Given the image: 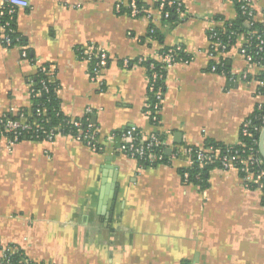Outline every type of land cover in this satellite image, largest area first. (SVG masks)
<instances>
[{"label": "crops", "instance_id": "1", "mask_svg": "<svg viewBox=\"0 0 264 264\" xmlns=\"http://www.w3.org/2000/svg\"><path fill=\"white\" fill-rule=\"evenodd\" d=\"M118 1L28 0L16 19L25 43L0 44V117L33 106L30 90L47 64L65 115L97 110L104 146L94 152L60 135L25 139L9 150L0 140V257L11 249L29 264H264L262 187H246L236 169L205 167V188L185 183L180 172L187 146L240 145L244 120L264 102L261 69L240 53L243 36L226 54L234 80L210 69L208 32L237 17L235 3L182 0L187 18L171 25L118 14ZM141 1L154 11L156 0ZM252 2L264 23V0ZM152 25L162 41L150 37ZM90 43L109 54L103 86L90 79L92 62L80 56ZM167 46L193 59L168 70L153 124L145 113L148 70L122 62L158 59ZM129 127L164 133L169 162L142 166L122 153L110 136Z\"/></svg>", "mask_w": 264, "mask_h": 264}, {"label": "built area", "instance_id": "2", "mask_svg": "<svg viewBox=\"0 0 264 264\" xmlns=\"http://www.w3.org/2000/svg\"><path fill=\"white\" fill-rule=\"evenodd\" d=\"M238 3H240L242 15L246 17L250 25H254L258 22L252 0H238ZM28 6V0H2L0 4V44L2 46L12 48L18 44H22L19 42L20 34L16 29V19L19 11ZM171 10L183 20L187 18L185 4L182 0H156L154 11L141 0H119L115 3L116 13H125L134 18L145 17L151 21L157 20L158 18H168ZM211 31L213 32L212 36H209L210 55L216 62L211 65L210 69L213 72H218L219 67L217 65L222 64L221 58H226L230 44L225 43L214 29H211ZM241 36L244 37V42L240 47V53L250 66L259 67L261 72L264 70V64L261 61L264 60V34H261L257 30H253ZM22 53L23 56L27 55L25 49L22 50ZM80 56L84 60L92 62L90 79L100 86H103V71L109 61V54L106 48L90 43L86 48L80 49ZM158 59L163 63V69L168 72L175 64L179 62L187 64L193 57L191 55L187 58L182 57L177 59L173 48H171L169 52L159 55ZM143 61L144 57L137 58L133 63L131 59L124 58L122 63L124 67H130L132 64H142ZM38 71L46 74L49 80H53L52 68L49 65H40ZM221 72V74L225 73L223 69H221ZM244 75L247 76V73H244ZM159 78L163 79L164 74L153 71L152 75H149L148 93L154 94L156 101L154 103H151L150 100L148 101L145 113L153 124H157L160 121V112L166 89L165 82L158 85L157 80ZM231 79L234 80V75ZM259 82L260 86L264 87V78ZM46 87L47 86H45V88ZM30 91L31 94L34 92V85ZM256 108L257 110H262V108H264V102L257 103ZM96 111L97 110L91 106L86 109V114L84 115L87 116L86 130L79 129L78 133H74L70 130L66 134H63L58 128L45 129L37 122V119L34 123L24 120H8L3 122L2 118L4 116H2L0 117V140L4 139L6 141V148L11 150L15 144L22 141L21 136L26 132L30 134L31 140H39L41 136H43V140L54 141L60 135H67L78 141L84 142L94 152H98L102 150L104 146L100 139L99 128L93 120ZM45 112V106L39 107L37 109V116H41ZM252 115L244 120L241 126V134L248 135L252 131L256 132L259 137L254 141V144L258 145V148L252 146L249 152H246L244 150L235 149L233 146H227L225 150H223L221 146H214L212 144L200 147L187 146L182 149V153L187 157L186 169L181 172L182 180L185 183L191 182L188 169L194 166L205 168L213 165L224 170L236 169L241 172L246 187L252 188L260 186L264 189V158L259 148L260 135L264 128V115ZM66 116L70 119L74 127H79L81 125L80 118ZM110 138L111 140L118 139L121 142V152L137 160L142 166H154L169 162V157L166 152V137L162 132H144L135 127H129L119 132L112 133ZM254 170L256 171V175ZM197 178H200V173L197 175ZM14 253L15 252L11 249H7L3 251L0 259L7 260ZM23 264H29V262L24 260Z\"/></svg>", "mask_w": 264, "mask_h": 264}, {"label": "trees", "instance_id": "3", "mask_svg": "<svg viewBox=\"0 0 264 264\" xmlns=\"http://www.w3.org/2000/svg\"><path fill=\"white\" fill-rule=\"evenodd\" d=\"M237 7L238 15L233 20H223L221 16H217V19L223 20V25L220 27L215 28V32H217L220 36V38L225 42L230 44V48L237 42L239 36L247 34L249 31H258L261 34H264V24L256 22L254 25H250L246 17L242 15L240 3H238V0H233ZM185 20V19H184ZM183 21L182 18H180L175 12L171 10L170 16L168 18H163V23H169L171 25H174L177 22ZM153 28V31H152ZM211 30H209L208 35L212 36ZM150 37L156 40L162 41L163 39V33L161 30L155 26L152 25L149 31ZM20 43H25L24 38L20 35ZM173 48V51L175 53V56L177 59L179 58H187L189 55L184 52L182 47L178 46H167L164 47L159 55L164 54L166 52H169V50ZM263 55V54H262ZM260 59V58H259ZM264 64V60H261ZM216 62L215 60L211 61V65ZM221 62L223 64H218L219 67L218 73H222L221 69L224 70V75H226L229 79L232 78L234 75L231 71V60L228 58H221ZM142 65L146 66L148 70V74L151 76L152 72H158L159 74H164V78H159L157 80L158 85H161L165 82L167 71L163 69V63L159 59H147L144 58V61L142 62ZM92 70V69H90ZM264 78V70L261 71V74L259 75V80ZM45 86H47L45 88ZM59 88V85L56 81L49 80V78L46 76V74L41 73L40 71L37 72L35 81H34V92H32L31 97L33 100V106L31 108H21L16 113H7L3 118L2 121L6 122L8 120H19V121H28L33 122L36 121L40 123L45 129H52V128H58L61 130L63 134L68 133L70 130H72L74 133H78V130H86L87 128V116L81 117V125L79 127H74L73 124L70 122V119L64 114V112L61 109L60 100L57 96V90ZM48 89V90H47ZM149 100L151 103H154L156 101L154 94L149 93ZM45 106L46 112L41 115L37 116V109L39 107ZM253 114V115H252ZM252 116H255L256 114L264 115V108L262 110H257L255 107V110L252 112ZM1 125V122H0ZM97 125V124H96ZM43 135V134H42ZM22 140L25 139H31L29 133H24L21 136ZM41 136V139L43 140ZM259 135L256 132H251L248 135L241 134V144L233 146L235 149L249 152L250 148L254 146V148H258V145L254 144V141L258 139ZM214 145V146H221L223 150L227 147L226 145L222 143H218L216 141L210 140L207 142L206 145ZM213 165H211L212 167ZM210 167V166H209ZM186 168H182L180 172H183ZM188 169V168H187ZM190 172V181L194 182L196 184H199L202 188H205L207 186V178H206V169L200 168L199 166H194L193 168L188 169ZM255 171V170H254ZM240 172V171H239ZM200 173V178H197V175ZM241 173V172H240ZM256 175V171L254 172ZM242 176V174H241ZM243 178V177H242ZM263 189V188H262ZM264 191V189H263ZM26 259L25 255L22 251L14 253L9 257V259L4 260L0 259V264H23V261ZM182 264H192L188 260H184Z\"/></svg>", "mask_w": 264, "mask_h": 264}, {"label": "water", "instance_id": "4", "mask_svg": "<svg viewBox=\"0 0 264 264\" xmlns=\"http://www.w3.org/2000/svg\"><path fill=\"white\" fill-rule=\"evenodd\" d=\"M93 120L94 122H96V118H93ZM259 148H260L261 155L264 158V128L260 135Z\"/></svg>", "mask_w": 264, "mask_h": 264}, {"label": "bare ground", "instance_id": "5", "mask_svg": "<svg viewBox=\"0 0 264 264\" xmlns=\"http://www.w3.org/2000/svg\"><path fill=\"white\" fill-rule=\"evenodd\" d=\"M42 73V72H41Z\"/></svg>", "mask_w": 264, "mask_h": 264}]
</instances>
